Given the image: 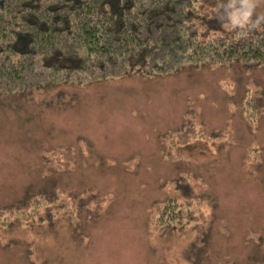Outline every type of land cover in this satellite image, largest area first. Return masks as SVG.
Here are the masks:
<instances>
[{
	"label": "rangeland",
	"instance_id": "obj_1",
	"mask_svg": "<svg viewBox=\"0 0 264 264\" xmlns=\"http://www.w3.org/2000/svg\"><path fill=\"white\" fill-rule=\"evenodd\" d=\"M198 2L205 33L264 24V0ZM263 258V65L0 93V264Z\"/></svg>",
	"mask_w": 264,
	"mask_h": 264
},
{
	"label": "trees",
	"instance_id": "obj_2",
	"mask_svg": "<svg viewBox=\"0 0 264 264\" xmlns=\"http://www.w3.org/2000/svg\"><path fill=\"white\" fill-rule=\"evenodd\" d=\"M203 8L198 0H0V93L164 75L190 63L264 66V24L205 33ZM30 199L10 215L42 204Z\"/></svg>",
	"mask_w": 264,
	"mask_h": 264
}]
</instances>
